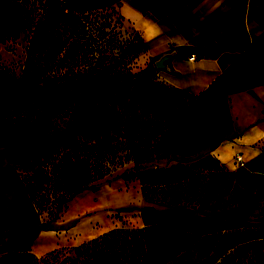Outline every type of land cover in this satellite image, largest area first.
I'll use <instances>...</instances> for the list:
<instances>
[{
  "label": "trees",
  "instance_id": "obj_1",
  "mask_svg": "<svg viewBox=\"0 0 264 264\" xmlns=\"http://www.w3.org/2000/svg\"><path fill=\"white\" fill-rule=\"evenodd\" d=\"M108 6L107 0L53 1L51 19L66 10L71 23L67 41L49 43L56 57L43 54L36 64L28 57L20 78L0 83V148L42 209L58 210L88 184L123 169L118 176L139 180L144 196L198 212L211 193L225 194L231 180L218 168L220 177L205 182L197 168L218 165L197 152L222 142L231 123L227 95H214L212 87L188 93L162 82L154 64L131 71L119 56L104 57ZM48 22L38 32L42 50L50 42ZM158 159L177 164L151 167ZM141 216L142 226L104 235L71 250L73 256L58 249L27 264H165L200 238L213 251L221 246L216 218Z\"/></svg>",
  "mask_w": 264,
  "mask_h": 264
},
{
  "label": "rangeland",
  "instance_id": "obj_2",
  "mask_svg": "<svg viewBox=\"0 0 264 264\" xmlns=\"http://www.w3.org/2000/svg\"><path fill=\"white\" fill-rule=\"evenodd\" d=\"M53 1L0 0V83H6L9 76L20 78L28 57L36 64L43 54L49 59L58 55L49 43L66 42L71 23L65 17L66 10L62 16L51 19ZM107 1L109 6L102 14L109 25L100 52H106L104 57L119 56L131 71L153 64L138 35L124 22L116 7L118 0ZM42 2L48 3L49 9L44 10ZM46 17L50 42L42 50L38 32ZM210 92L216 96L227 95L221 82L214 84ZM229 138L227 131L221 133L222 142ZM213 148L202 145L197 152L218 164L212 168L201 164L197 167L199 175L207 179L205 182L215 180L214 175L220 177V168L231 180L225 194L211 193L208 205L198 212H195L197 208L170 206L166 201L144 196L139 180L118 176L123 169L88 184L58 210L42 209L26 192L7 150L0 148V264H27L58 249L70 251L73 256L74 249L116 230L142 226L143 213L159 211L213 217L221 223L217 226L221 246L217 244L213 251L207 240L200 238L165 264H264V195L254 201L251 191L238 185L236 170L240 164L236 156L227 163L209 154ZM172 164L177 162L158 159L150 165L167 168Z\"/></svg>",
  "mask_w": 264,
  "mask_h": 264
},
{
  "label": "crops",
  "instance_id": "obj_3",
  "mask_svg": "<svg viewBox=\"0 0 264 264\" xmlns=\"http://www.w3.org/2000/svg\"><path fill=\"white\" fill-rule=\"evenodd\" d=\"M116 7L153 64L175 52L167 69H157L162 82L192 94L224 84L230 138L209 154L227 163L240 154L238 185L254 201L262 197L264 0H118Z\"/></svg>",
  "mask_w": 264,
  "mask_h": 264
},
{
  "label": "water",
  "instance_id": "obj_4",
  "mask_svg": "<svg viewBox=\"0 0 264 264\" xmlns=\"http://www.w3.org/2000/svg\"><path fill=\"white\" fill-rule=\"evenodd\" d=\"M175 52H168L160 56L158 59L154 61V66L156 69H167L168 68V61L174 55Z\"/></svg>",
  "mask_w": 264,
  "mask_h": 264
},
{
  "label": "built area",
  "instance_id": "obj_5",
  "mask_svg": "<svg viewBox=\"0 0 264 264\" xmlns=\"http://www.w3.org/2000/svg\"><path fill=\"white\" fill-rule=\"evenodd\" d=\"M193 58H194V55H192V56L190 57V59H193ZM236 159L238 160V162H239L241 165H243L242 158H241V155H240V154H237V155H236Z\"/></svg>",
  "mask_w": 264,
  "mask_h": 264
}]
</instances>
